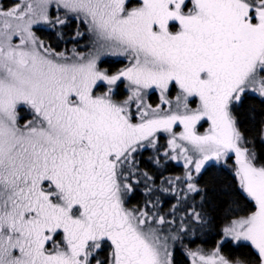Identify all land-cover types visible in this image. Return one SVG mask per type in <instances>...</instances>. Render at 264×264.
Returning a JSON list of instances; mask_svg holds the SVG:
<instances>
[{"label": "snow or ice", "instance_id": "1", "mask_svg": "<svg viewBox=\"0 0 264 264\" xmlns=\"http://www.w3.org/2000/svg\"><path fill=\"white\" fill-rule=\"evenodd\" d=\"M71 18L88 55L34 31L63 40ZM250 98L261 110L246 124ZM147 149L183 176L157 189ZM210 162L232 177L217 193L225 223L210 251L186 250L191 264H264V0H0V264H179L214 219ZM157 190L176 199L167 211Z\"/></svg>", "mask_w": 264, "mask_h": 264}, {"label": "trees", "instance_id": "2", "mask_svg": "<svg viewBox=\"0 0 264 264\" xmlns=\"http://www.w3.org/2000/svg\"><path fill=\"white\" fill-rule=\"evenodd\" d=\"M6 2L8 4H12L13 0H6ZM76 21L74 19H71L68 21V23L64 26H57V30H60L63 32L64 34V39L63 40H59L57 39L56 35H55V31L51 28L44 27V26H38L35 27L34 30L35 32H37L38 35H40V37L44 38L45 40H47L49 42V44L54 47L56 50L60 51L62 49H67L71 46V42H73L70 39V36L73 32V28L76 26ZM122 60H113V61H107V63L105 61H103L102 66H104L103 64H107V67L111 70H115L116 68L122 67ZM153 100V96L151 98ZM249 105H253L256 107L257 112H259L261 110V106L259 104V101L254 99V98H250L246 104H245V108L241 110V115L242 118L245 120V123L247 124V109L249 107ZM23 115H27V112L25 111V113H22ZM259 118V117H258ZM154 151L147 149L145 151H142L138 156H137V160L139 161V166L141 167L142 170L144 171H148L150 175H152L155 178V183L159 184L162 181H164L168 175H172V174H177V173H181V165L174 163L171 160L168 161H163L162 160V165L161 166H157L155 165L150 157L153 155ZM212 164V166L208 167L207 171L203 174V176L200 178V184L202 186L207 185L209 187V200L210 203L207 206V211L209 212L210 216L213 217V221L211 224L207 225L206 228H208L210 230V227L212 229L211 231V235H210V239L209 240H198L197 242H201L205 245H213L215 244V242H217V239L219 238V233H220V229L222 227V225L225 223V213L221 210V200L218 197L217 193L219 190V186L222 183H228L232 181V177L231 174L229 172V170L227 169H222L219 168L217 166H215L214 163L210 162ZM155 196H159L161 197L160 194H155ZM145 195H144V187L143 184H141V188L139 189L138 193L134 196V198L132 199L131 203L133 204H143V201L145 199ZM162 199L164 198H160L162 203L167 204L165 201H163ZM167 200V199H166ZM195 202L198 203L199 202V197L196 196L195 198ZM163 208L165 207V205L162 206ZM226 252H227V246L225 247ZM237 251L238 254L244 253L247 250L246 249H235ZM224 251V253L226 255H228V253H226ZM182 252H180V250L178 249L176 252V258L177 260H181L183 259L182 257Z\"/></svg>", "mask_w": 264, "mask_h": 264}, {"label": "rangeland", "instance_id": "3", "mask_svg": "<svg viewBox=\"0 0 264 264\" xmlns=\"http://www.w3.org/2000/svg\"><path fill=\"white\" fill-rule=\"evenodd\" d=\"M14 2H15V0H13L12 3H14ZM21 2H23V0H21ZM50 14H57L56 10L52 9ZM58 14L62 16L63 15V10H60ZM71 19H74L76 21V23H77L76 26L73 28V32H72L71 36L74 34V32H75V30H76L78 25L80 26V30L84 31V26L80 23V21L76 20L75 18H71ZM71 19H69V20H71ZM38 26L47 27L46 25H37V26H34V28L38 27ZM36 34H37V32H36ZM37 36L40 37V35H38V34H37ZM40 38L44 39L42 37H40ZM45 41L47 43H49L47 40H45ZM72 41L73 42H71V46L69 48H67V49L64 48V49H62L60 51H64L66 55L71 56L72 55V49L75 48L78 53L83 54V55H88L89 50H90L92 45H91V41L88 39L87 36H85L84 38H81L79 40H72ZM117 59L123 61L122 62V67L124 66L125 63H127V61L124 60V58L122 56H107V57L103 58V61H105L107 63V61H113V60H117ZM103 65L104 66H102V65L101 66L102 67H107V64H103ZM152 102L153 103L157 102V96L153 95ZM201 130H203V129H201ZM160 144H166V140L164 138H161ZM150 150L152 151V149H150ZM163 150L164 149H161V152H163ZM153 155H154V153H153ZM173 162L176 163V164L181 165V170L182 171H181V173L168 175L167 178H174V177H177V176H183V173H184L183 161L179 160V161H173ZM155 185H156L157 189H159L162 186H167V185H162V183H159V184L155 183ZM155 194H160L161 197L164 198L162 200L167 203V204H165V203L161 202V207L163 206V204H165V207H164L165 211H167L171 207L172 204L176 203V199L172 195L160 192L158 190L154 194H150L152 199H153V201L155 200V197H156ZM192 200H194V199H192ZM192 200H189L188 203L190 204L192 202ZM180 215H183V212H181L177 216V224L179 223ZM175 226L176 225H173V227H175ZM223 226H224V224L222 225V227ZM211 231H212L211 227H210V230H208V228L204 227L202 230L201 229H197L195 231L194 235L193 234H189L187 237H185V239L183 241V244L178 246V249L180 250V252H182L181 254L183 256L182 257L183 259L179 260V264H191L192 258L186 254V250L187 249H191L193 251H195L197 249H202L203 251L207 252V251H210L215 246L216 243L213 244V245H205V244H203L201 242H197L198 240H209L210 239V235H211ZM224 251L226 252V250H224ZM226 253H228V255H239L237 253V251L235 250V248H233L231 245L227 246V252Z\"/></svg>", "mask_w": 264, "mask_h": 264}, {"label": "flooded vegetation", "instance_id": "4", "mask_svg": "<svg viewBox=\"0 0 264 264\" xmlns=\"http://www.w3.org/2000/svg\"><path fill=\"white\" fill-rule=\"evenodd\" d=\"M195 198H196V196H195V197H193V199H194V200H192V202H191V203L195 202ZM191 203H190V204H191ZM163 205H165V204H163ZM205 227H206V226H205ZM208 230H209V229H208ZM215 243H216V242H215Z\"/></svg>", "mask_w": 264, "mask_h": 264}]
</instances>
